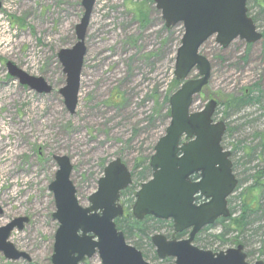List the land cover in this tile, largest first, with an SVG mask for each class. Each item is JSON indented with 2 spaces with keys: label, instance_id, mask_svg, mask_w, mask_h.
I'll list each match as a JSON object with an SVG mask.
<instances>
[{
  "label": "rangeland",
  "instance_id": "374dc122",
  "mask_svg": "<svg viewBox=\"0 0 264 264\" xmlns=\"http://www.w3.org/2000/svg\"><path fill=\"white\" fill-rule=\"evenodd\" d=\"M80 2L0 0V227L18 217L28 218L23 230L13 231L8 241L29 257V262H10L0 254V264H50L57 229L48 191L57 171L54 156L69 158L78 204L87 208L103 168L114 159H120L130 172L136 164H148L169 122L166 99L173 92L170 84L183 28L178 24L165 29L154 0H95L84 41L86 54L77 106L73 115L67 113L58 94L65 77L57 53L76 42L74 28L83 13ZM257 7L264 10V0H248L250 17L255 18ZM256 28L264 33L261 21L257 20ZM260 42L248 48L235 40L223 50L211 37L199 49L209 61L211 73L190 111L199 112L210 100L217 103L213 120L224 121L230 134L222 147L230 152L237 147L231 162L244 166L243 170L237 168V179L252 175L251 169L259 162L255 158L246 164L241 149L252 143L260 149L259 140L253 136L264 134V56ZM6 62L42 78L51 86V93L38 95L19 85L8 76ZM196 78L195 71L188 77ZM252 86L260 89L259 104L227 119L226 100ZM7 126L9 135L5 133ZM259 149L258 168L264 166V149ZM131 186V192L139 188L133 177ZM238 193L239 189L235 190L228 201ZM127 194L120 204L130 212L134 196ZM236 206L235 201L228 204V208ZM261 223L264 225V219ZM168 232L162 225L149 237L159 234L168 238ZM221 232L222 226L215 224L201 236L202 243L193 245L212 253L234 248L236 245L227 240L209 238ZM183 234L179 240L186 239L187 231ZM261 236L262 241L245 239L243 253L249 264H264V233ZM231 237L229 234L225 239ZM126 243L134 248L137 245L148 264H173V259H157L150 241L126 237ZM82 264L101 263L94 255Z\"/></svg>",
  "mask_w": 264,
  "mask_h": 264
},
{
  "label": "water",
  "instance_id": "95a60500",
  "mask_svg": "<svg viewBox=\"0 0 264 264\" xmlns=\"http://www.w3.org/2000/svg\"><path fill=\"white\" fill-rule=\"evenodd\" d=\"M95 0H81L83 10L74 28L76 42L57 53L65 77L58 90L63 106L73 115L77 106L80 75L86 54L84 44ZM247 0H154L165 29L182 25L183 35L176 50L173 76L180 87L169 96V122L153 147L148 167L151 177L139 186L131 207L132 217L171 221L175 234L188 231L184 240H167L153 235L150 243L159 260L173 259V264H249L241 245L212 253L192 245L194 237L218 219L230 216L227 200L234 193L237 179L232 172L231 153L221 146L226 130L223 121L214 122L216 102L210 100L199 112H191L194 98L207 85L211 66L199 54L200 47L211 37L226 49L234 40L253 45L262 39L250 17ZM7 74L19 85L38 95L51 93L42 78L33 77L10 62ZM196 79H188L190 73ZM57 166L48 191L52 194L57 223L50 264H82L97 255L101 264H148L135 248L126 244L114 220L123 216L120 193L130 187L131 175L120 159L109 162L97 181L96 191L88 197L89 206L78 204L70 181L72 165L65 156H54ZM197 176L196 181L191 177ZM196 198L202 203L197 204ZM2 210L0 208V215ZM28 218L18 217L0 227V254L10 262L24 260L27 254L8 241L13 231H22ZM253 264H263L261 261Z\"/></svg>",
  "mask_w": 264,
  "mask_h": 264
},
{
  "label": "trees",
  "instance_id": "16d2710c",
  "mask_svg": "<svg viewBox=\"0 0 264 264\" xmlns=\"http://www.w3.org/2000/svg\"><path fill=\"white\" fill-rule=\"evenodd\" d=\"M248 3V0H247ZM246 3V7H247ZM257 13L255 14V18H252L248 14L247 15L252 19L255 27L257 20L262 23H264V10L260 7L258 8ZM261 44V51L262 55L264 56V33L262 34V40L260 42ZM248 48H250V45H247ZM180 86V83L176 81L174 78L171 81L170 88L173 90V92ZM252 88H255L254 90ZM252 88H244L239 96H232L228 98L224 104L225 108V117H228L231 114H236L240 112L241 110L252 107L259 104V93L260 89H258L256 86H252ZM203 91V90H202ZM173 92H170L171 95ZM169 95V96H170ZM167 97L166 101H168ZM166 117H169V110L166 111ZM232 133V132H231ZM224 138H230L229 131L226 129ZM254 139L259 140V147L258 144L254 146V144H248L245 145L241 150L243 151L244 158L247 159V163L253 161V159L257 158L259 162L260 161V154H257L256 151L259 149L260 152H262L264 149V134L263 133H257L255 136H253ZM223 145V144H222ZM238 149L237 147L233 149V152H231V156L234 153H237ZM257 162L255 164V168L251 169L252 175L246 177L245 179H237L238 184L236 190L239 189V193L232 199V201H235L237 206L236 208H229L231 215L226 220H218L215 224L222 226V232L218 235H213L209 237L210 239L216 240L218 237L222 238V242L227 240V242L232 243L234 245H241L243 248L246 247V241L245 239L251 240H259L262 241V239H259L258 237H262L264 233V225L261 223L264 219V166L258 168V165L260 164ZM238 167H242V170L244 168L242 163H239L236 165V163L232 164L233 173L236 175V170ZM133 172L131 173V177L135 179V182H138V185L142 184L143 182H146L150 178V169L148 168V164L145 162L142 164V166L136 164L133 167ZM243 174V172H242ZM237 177V176H236ZM249 181L248 183H246ZM132 186L127 188L125 191H123L120 194V199L127 196V193H131L133 196L135 192H131ZM125 196V197H126ZM132 198H129L126 200L127 202L132 200ZM199 200V199H197ZM231 199L228 201L229 203H232ZM133 203V202H132ZM124 209V208H123ZM235 210V211H234ZM235 217H232V216ZM116 229L120 231L124 239L126 241L127 238H135L136 242L142 241L143 239L150 241L149 234L151 231H155L156 229H160L162 225H165L168 228V234L169 239H180L181 236L184 234H174L172 232V226L169 221H159L155 220L151 217L144 218L141 222H138L134 220L130 214L129 211L124 209V216L120 219H116L114 221ZM212 227L204 228L195 238L194 243H202L201 236H203L205 233H207ZM231 234V238L225 239L226 236ZM207 237V238H208ZM167 238V239H168ZM203 246V245H202ZM138 246L135 245V249L138 250ZM206 249V248H204ZM248 257V256H246Z\"/></svg>",
  "mask_w": 264,
  "mask_h": 264
},
{
  "label": "bare ground",
  "instance_id": "6f19581e",
  "mask_svg": "<svg viewBox=\"0 0 264 264\" xmlns=\"http://www.w3.org/2000/svg\"><path fill=\"white\" fill-rule=\"evenodd\" d=\"M9 132H10V130H9V127L7 126L6 127V131H5V133L7 134V135H9ZM2 152V151H1ZM10 153L12 154V151L10 150Z\"/></svg>",
  "mask_w": 264,
  "mask_h": 264
}]
</instances>
